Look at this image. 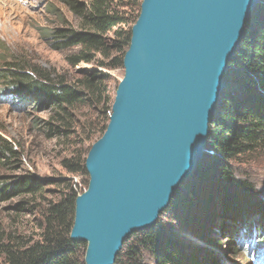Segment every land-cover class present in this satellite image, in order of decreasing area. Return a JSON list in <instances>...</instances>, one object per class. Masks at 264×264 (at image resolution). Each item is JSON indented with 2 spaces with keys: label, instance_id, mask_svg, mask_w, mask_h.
Segmentation results:
<instances>
[{
  "label": "trees",
  "instance_id": "16d2710c",
  "mask_svg": "<svg viewBox=\"0 0 264 264\" xmlns=\"http://www.w3.org/2000/svg\"><path fill=\"white\" fill-rule=\"evenodd\" d=\"M56 1L77 18L78 27L77 30L55 28L48 37L49 46L53 51L64 53L68 69L75 70L79 64L91 69L67 76L36 66L28 68L19 62L6 63L7 66L0 69V81L5 85L0 94L2 91L8 94L0 99L27 102L49 111L48 120L42 122V126L47 138L55 140L56 147L66 153L60 166L70 177L54 182H43L33 175L1 180L0 202L25 198L38 201L39 216L34 236L20 234L15 229H0L2 264H84L79 248L83 245L86 249V245L73 243L69 237L75 200L84 192H79L72 177L87 176L86 156L107 128L118 83L114 82L112 90V78L103 70L123 69V58L131 37V28L126 27L135 24L142 2ZM254 13V18L247 23L244 39L229 63L226 89L210 125L206 152H215L224 161L221 164L212 158L199 164L194 177L188 179L195 178L193 183L177 204L185 210L189 229L209 245L212 244L209 232L214 218L231 217L232 223L222 222L221 229L235 235L239 226L235 230L233 227L239 223L242 232L235 238L242 243L245 241L247 245H243L249 251L254 244V235L264 232V203L252 185L235 177L228 162L264 148V3L257 6ZM257 18L260 19L256 22ZM2 63L5 64V59ZM17 155L11 147L0 146L2 165ZM207 157L205 155V160ZM49 185L55 189L47 190ZM24 205V201L18 203L14 207L16 212H22ZM137 233L125 240V252L118 254L115 264H143L139 250L129 244L132 237L156 264H217L208 252H186V246L163 237L160 229L144 230L139 236ZM263 251L264 237L251 258L257 259Z\"/></svg>",
  "mask_w": 264,
  "mask_h": 264
},
{
  "label": "water",
  "instance_id": "95a60500",
  "mask_svg": "<svg viewBox=\"0 0 264 264\" xmlns=\"http://www.w3.org/2000/svg\"><path fill=\"white\" fill-rule=\"evenodd\" d=\"M261 0H142L107 128L85 159L70 232L84 264H115L203 161L228 66Z\"/></svg>",
  "mask_w": 264,
  "mask_h": 264
},
{
  "label": "rangeland",
  "instance_id": "374dc122",
  "mask_svg": "<svg viewBox=\"0 0 264 264\" xmlns=\"http://www.w3.org/2000/svg\"><path fill=\"white\" fill-rule=\"evenodd\" d=\"M78 1L87 2L90 0ZM262 3H264L263 0L259 2L258 6ZM254 16L255 13L250 18H254ZM259 19L257 18L256 22ZM59 27L77 30L78 20L63 4L56 0H0V69L10 62H19L28 68L36 66L56 75L67 76L78 74L83 69H91L90 66L79 64L75 70H70L64 61V53L51 49L48 37L52 30ZM131 27L128 25L126 28ZM3 59H5V64L2 63ZM103 71L110 74L113 90L115 83H119L123 77V69ZM4 87V83L0 81V90H5ZM7 94L2 91V95ZM2 95L0 94V96ZM49 114V111H43L41 107L35 108L27 102L24 104L23 102L16 103L13 100L0 99V146H9L18 153L13 160L9 158V163L5 164L4 160H2L3 165L0 163V183L5 179L16 180L27 175H33L43 182H54L57 179L70 177L60 166V160L66 153L62 152V148L56 147L55 140L47 138L46 130L42 126V122L48 120ZM206 156L209 157L206 160L204 158L202 162L207 163L212 158L221 164L224 161L218 154L209 150L206 152ZM15 159L16 161H14ZM228 165L238 180L252 185L264 203V148L229 161ZM197 168L190 177H194ZM72 178L77 184L79 192L86 190L88 175H75ZM188 179L178 188L169 209L159 216L155 226L151 229H160L163 237L179 241L187 247L186 252L196 250L210 253L217 264H257L258 259L254 260L251 257L253 253L257 252L258 242L264 237L262 235L264 232L254 235V244L249 251L245 247L247 245L245 241L243 243L246 245H243L235 238L236 236L240 237V232H242V226L239 223L233 227L235 230L239 226L235 235L226 234L221 229L222 222L232 223L231 217L225 219L216 216L214 218L209 232L212 241L210 245L199 239L196 232L189 229L190 226L186 225L188 217L184 213L185 210L177 205L185 197L195 178H191V181ZM52 188L55 189V186L49 185L47 190ZM46 198L50 197L46 196ZM22 201L25 202L24 210L16 212L14 207ZM37 208L38 201L27 198L0 202V229H15L20 234L34 236L36 234L35 225L39 218ZM226 215L230 216L227 213ZM143 232H138L137 236ZM136 240L132 237L129 244H133L139 250L143 264H156L148 252L139 248ZM125 247L123 245L120 253L125 252ZM84 253L85 246L81 245L79 248L80 257L84 258ZM124 261L126 262V259ZM0 264H2L1 261Z\"/></svg>",
  "mask_w": 264,
  "mask_h": 264
},
{
  "label": "bare ground",
  "instance_id": "6f19581e",
  "mask_svg": "<svg viewBox=\"0 0 264 264\" xmlns=\"http://www.w3.org/2000/svg\"><path fill=\"white\" fill-rule=\"evenodd\" d=\"M205 155H206V153H205ZM204 160V159H203Z\"/></svg>",
  "mask_w": 264,
  "mask_h": 264
}]
</instances>
